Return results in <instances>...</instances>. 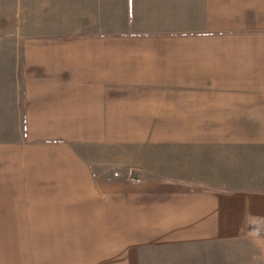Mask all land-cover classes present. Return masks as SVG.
<instances>
[{"label":"crops","instance_id":"crops-1","mask_svg":"<svg viewBox=\"0 0 264 264\" xmlns=\"http://www.w3.org/2000/svg\"><path fill=\"white\" fill-rule=\"evenodd\" d=\"M78 244L263 264L264 0H0V256Z\"/></svg>","mask_w":264,"mask_h":264},{"label":"rangeland","instance_id":"rangeland-1","mask_svg":"<svg viewBox=\"0 0 264 264\" xmlns=\"http://www.w3.org/2000/svg\"><path fill=\"white\" fill-rule=\"evenodd\" d=\"M116 168H118V167H116ZM131 169H133V168H128V167H124L123 166L122 168H120L121 171H120L119 174L120 175H125L126 178L128 177V179H130V180H136V179H138L140 181L141 179H143L142 178V175H141L142 173H140L139 176L138 175L135 176V173H133V171ZM127 174H128V176H127ZM120 178H122V177L120 176ZM77 246H78V248L74 251L76 253H73L74 254L73 255V257H74L73 258V264H85V263H87L89 261L92 262V259L91 258H89L90 260H88V261H86V260H84L82 258V256H83L82 254H84V256L86 254L91 255V253H87V252H90V250H88V249L87 250H81L82 246H84L83 244H80V246L78 244ZM86 246L91 247V244L88 243V244H86ZM116 246H117L116 244L111 243L110 249H111V252L112 253L117 254V251L115 249ZM16 252H17V250L14 249L13 253H9V255L10 256L13 255V254L16 255ZM6 255H7V253H6ZM6 255L5 256L4 255H1L0 256V264H21V259H19V258H13V257H9L8 258V257H6ZM263 255H264V244H263ZM263 264H264V258H263Z\"/></svg>","mask_w":264,"mask_h":264}]
</instances>
